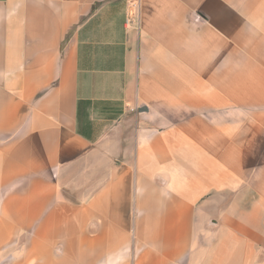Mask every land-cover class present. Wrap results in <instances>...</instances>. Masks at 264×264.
Listing matches in <instances>:
<instances>
[{
    "label": "crops",
    "instance_id": "crops-1",
    "mask_svg": "<svg viewBox=\"0 0 264 264\" xmlns=\"http://www.w3.org/2000/svg\"><path fill=\"white\" fill-rule=\"evenodd\" d=\"M0 264H264V0H0Z\"/></svg>",
    "mask_w": 264,
    "mask_h": 264
},
{
    "label": "built area",
    "instance_id": "built-area-1",
    "mask_svg": "<svg viewBox=\"0 0 264 264\" xmlns=\"http://www.w3.org/2000/svg\"><path fill=\"white\" fill-rule=\"evenodd\" d=\"M130 24H132V21H131V19H128L127 20V25H130Z\"/></svg>",
    "mask_w": 264,
    "mask_h": 264
}]
</instances>
